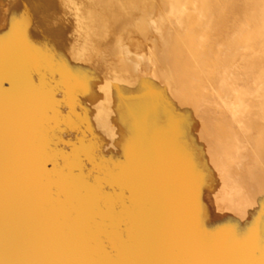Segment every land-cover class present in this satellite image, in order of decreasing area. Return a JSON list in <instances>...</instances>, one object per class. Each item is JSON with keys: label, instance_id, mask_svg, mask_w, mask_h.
Here are the masks:
<instances>
[{"label": "bare ground", "instance_id": "obj_1", "mask_svg": "<svg viewBox=\"0 0 264 264\" xmlns=\"http://www.w3.org/2000/svg\"><path fill=\"white\" fill-rule=\"evenodd\" d=\"M262 225L264 0H0L5 260L217 264Z\"/></svg>", "mask_w": 264, "mask_h": 264}, {"label": "rangeland", "instance_id": "obj_2", "mask_svg": "<svg viewBox=\"0 0 264 264\" xmlns=\"http://www.w3.org/2000/svg\"><path fill=\"white\" fill-rule=\"evenodd\" d=\"M150 13L149 15L146 17L148 20V24H151V25H158V17H157V14L154 13V11H156L155 9H150L149 10ZM248 23L247 22H242L240 23V25H235L233 26V34H234V38H238V36L241 34H245L248 32ZM202 28L204 29V38H200L202 39L203 41H205V43H208L209 41V36H213L215 35L216 36V33H219L218 32V28L216 27V25L212 22V20L210 21L209 19H204L203 20V23H202ZM214 37V36H213ZM151 38H148V41H150ZM156 41V40H155ZM213 46H214V49L217 51V58L221 57L220 55L222 54V58L225 60V62H227V69H228V75H229V83H235V84H238L240 81L239 79L241 80L242 78V65L245 64V60H246V53H247V50L245 49V44L242 43L241 45V48L242 50L241 51H233V49H225L224 48V45H223V41L222 39L219 37V38H213L212 41H210ZM152 43V42H151ZM225 51H229L230 54L227 55ZM235 76L237 78H239L238 80H234ZM239 76V77H238ZM239 81V82H238Z\"/></svg>", "mask_w": 264, "mask_h": 264}, {"label": "snow or ice", "instance_id": "obj_3", "mask_svg": "<svg viewBox=\"0 0 264 264\" xmlns=\"http://www.w3.org/2000/svg\"><path fill=\"white\" fill-rule=\"evenodd\" d=\"M245 240L252 239V234L244 237ZM232 259L217 262V264H264V225L261 226L258 238L252 239L251 246L242 250H235L231 253ZM257 257V258H251ZM0 264H14L3 258L0 252ZM48 264H62V262H48ZM84 264H118V262H84Z\"/></svg>", "mask_w": 264, "mask_h": 264}]
</instances>
